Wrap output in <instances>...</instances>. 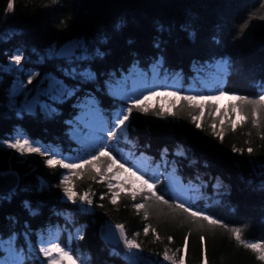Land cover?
I'll use <instances>...</instances> for the list:
<instances>
[{"label": "trees", "instance_id": "1", "mask_svg": "<svg viewBox=\"0 0 264 264\" xmlns=\"http://www.w3.org/2000/svg\"><path fill=\"white\" fill-rule=\"evenodd\" d=\"M7 4L8 0H0V34L9 31L0 37V141L19 132L45 152L64 145L83 160L72 168H64L60 160L49 165L47 155L16 156L13 149L0 143V170L12 168L20 174L17 189L0 198V258L10 246L7 234L15 232L14 247L23 251L24 264H47L39 252L40 241L53 238H58L61 246L67 245L73 257H79L76 264H169L164 262L165 253L169 261L178 264L183 250L184 264H264L228 230L238 228L244 241L264 244V121L257 128L251 119L242 121L229 107L236 95L255 97L264 88V20L260 19L264 17V0H13V9L5 13ZM245 20L248 27L237 36ZM98 32L106 34V39L94 45L103 55L85 67L99 70L100 75L98 83L85 87L84 92L92 93L97 101L103 98L97 106L108 120L120 102L112 101L100 88L109 79L107 74H114L112 83L134 68L147 71L148 65L161 73L181 72L183 95L197 97L196 103L204 105L193 108L180 94L167 91L159 92L154 101L146 97L140 100L146 111L134 108L126 135L109 142L105 151L125 168L140 158L147 169L137 176L146 172L160 180L154 185L158 194L166 199L177 197L186 207L204 211L228 228L193 220L189 214L166 206L150 207L145 216V210L133 207L144 198L133 199L123 190L113 202L105 181L93 178L99 165L84 164L88 159L85 151L73 150L74 145L67 142L78 126L79 105L87 104L83 94L53 105L57 112L51 116L40 111L27 115L10 105L12 74L2 69L10 52L21 50L28 60L26 66L45 74L58 68L55 60L42 59L48 46L71 37L91 41ZM222 57L227 58V67ZM216 61L223 64L222 69L213 82L202 87L199 81L209 80ZM191 81L195 92L187 89ZM93 87L98 91L93 92ZM208 96L214 99L209 101ZM193 117L201 127L193 123ZM116 144L129 158L118 155ZM233 146L243 151L233 152ZM164 147L169 150L166 161L160 159ZM177 148H182L184 155H174ZM166 173L189 186L186 197L169 187ZM63 176H68L64 186L77 193L74 201L65 198L60 185ZM119 180L125 182L124 188L139 187V181L123 170ZM111 182L115 189L117 180ZM83 193L91 195V205L78 199ZM107 221L124 226L128 238L139 245L135 247L137 256L126 257L106 248L97 229ZM48 229L57 232L41 239ZM53 264L73 261L62 257Z\"/></svg>", "mask_w": 264, "mask_h": 264}, {"label": "snow or ice", "instance_id": "2", "mask_svg": "<svg viewBox=\"0 0 264 264\" xmlns=\"http://www.w3.org/2000/svg\"><path fill=\"white\" fill-rule=\"evenodd\" d=\"M13 9V0H8V4L4 9L5 13L10 12ZM264 20V17H260ZM248 20H245L244 24L240 26V32L237 33V36L243 34L244 30L248 27ZM63 24V21H61ZM106 39V34L103 32H98L91 41L89 40H77L71 47L60 46L59 50L55 46H51L43 54L42 59L44 60H55L58 64V68H54L51 72H46L42 77L35 71L27 73V81L23 83L32 84L34 78L37 79V83L33 85V90L35 91V96L33 97L34 104L30 106L27 111H34L37 108L40 112H43L47 116L54 115L57 112V108L53 105H58L62 102H65L68 97L77 96L78 93L83 94L87 97L90 103H94V106L103 102V98L100 101H96L95 96L92 93H85L84 88L95 85L98 83V77L100 75L99 70L92 72L88 67H85L92 59L96 56H102L103 53L99 51L98 48H95L94 45L101 40ZM215 39V38H214ZM235 39V37H234ZM219 43V41H217ZM25 59L23 53L14 52L7 55V60L9 62L8 67H14L16 71H23L24 65L22 61ZM224 66L227 67V58L222 57ZM160 60L155 61V65H159ZM152 67V65L146 66ZM4 70H7L5 68ZM109 79L105 80L103 84L100 85L101 89L105 90V96L111 97L112 101H115L117 97L119 98L120 106L113 108L112 115L109 120L106 122L105 126H101L97 130L98 140L94 144L86 145L88 151L86 155L88 159L83 161L84 164L91 167L99 165V167L94 172L93 178L99 176L101 180H104L108 185V190L110 199L115 202L116 198L121 194L123 190L125 195H130L133 199H136L137 196H142L144 198L143 203H136L133 205L137 210H145V216L148 215L147 209L150 207L159 208L166 206L173 211H179L182 213H187L193 220L208 221L211 225H219L224 228H228V225L223 224L220 220L214 219L212 216L205 214L204 211H193L191 207H186L185 202L177 197L166 199L164 194H158V191L154 188V185H159L160 180L156 179L155 176H147L145 172L142 175L137 176V172L140 171L137 168L136 171H133L131 167L125 168L124 163H120L115 159L112 154L108 151H105V148L109 147V142H115L119 136L125 131L127 124L130 120V114L133 112V109L136 108L141 112H145L146 109L140 103V100L136 99L137 93L133 92L131 95L127 91H124L122 94L118 92L108 91L109 83L111 77L114 75L112 73L107 74ZM21 91H27L23 87V84L20 85ZM126 87V81H125ZM150 88H154L157 91L160 88L167 90L168 85L165 84H148L145 79L140 86V91L145 94L148 93ZM93 92L98 91L95 87L92 89ZM212 91H216L218 95H222L223 92L219 91L217 88H213ZM261 95L259 96H249V95H236L235 103L229 105V107L241 115V120L251 119V123L255 127H259L260 123L264 121V88L261 90ZM174 95L180 94L182 100L188 101L189 105L193 108L199 109L204 105L196 103L197 97L192 95H183V90H180L178 93H173ZM142 99V97H141ZM207 100L211 101L214 99L212 96H208ZM126 102L127 106H123ZM76 107V106H73ZM207 107H213L212 104H208ZM175 113H173L174 115ZM223 114V113H221ZM155 115L161 116L164 115L163 112H156ZM69 124L72 122L69 121ZM193 123H196L195 117H193ZM239 123V122H237ZM196 126L199 128L201 125L196 123ZM236 125L233 124V127ZM106 133V139H105ZM216 134L215 132L213 133ZM221 136L223 133L220 134ZM264 135V134H262ZM4 146L10 149H14L21 154L24 153H42L40 147L32 146L33 142L28 139H4L0 141ZM233 152H242V149H238L235 146L232 148ZM248 153H252V148L247 149ZM95 153L94 155L92 153ZM169 150L167 147H164L160 151V159H167ZM174 155L182 156L184 152L182 148H177L174 150ZM55 156L51 159L46 160V163L51 165ZM61 163H63L61 161ZM64 168H72L70 164H63ZM79 169H77L78 171ZM121 170L127 172L130 177H135L139 181V187L134 188H124V181L119 180V175ZM147 176V178H145ZM68 179V176H63L60 181L63 193L67 200L74 201L77 197V193L74 192L70 187L64 186L65 181ZM117 180L115 189L112 185V180ZM166 182L167 181V178ZM151 181V183H150ZM78 199L81 203H87L91 205L93 203L92 197L89 193H83L78 196ZM102 206V205H101ZM116 229L121 233V236L124 238L125 245L128 247H136L139 245L134 241L127 239L124 234L123 226L117 224ZM232 233L233 237L240 243L243 244L246 248L252 249L256 252L258 259L264 260V244H261L259 241L256 243H249L242 239L241 231L238 228H228ZM144 231L148 232L149 228L147 225L144 227ZM155 234V230H153ZM27 237L28 233H24ZM15 232H10L7 234V240L10 244L9 248L5 250V253L2 258H0V264H24L23 256L24 253L22 250L17 251L14 247L13 238L16 237ZM0 238H3V235L0 234ZM82 238V237H81ZM171 239V237H169ZM187 239V237H186ZM56 242H50L41 240L40 243L43 245L40 247L39 252L46 258L47 264H53L54 260H61L62 257H67L69 260L73 261V264H76L78 256L73 257L72 250L67 246H61V243L58 241V238H53ZM203 241V237H201ZM167 253H165V259H168ZM175 264V262H174ZM180 264H183V257L180 258Z\"/></svg>", "mask_w": 264, "mask_h": 264}, {"label": "rangeland", "instance_id": "3", "mask_svg": "<svg viewBox=\"0 0 264 264\" xmlns=\"http://www.w3.org/2000/svg\"><path fill=\"white\" fill-rule=\"evenodd\" d=\"M5 34L6 35L0 34V37L4 38V36H7L9 34V31H6ZM51 46L57 47L55 44L54 45L52 44ZM51 46H48L46 48V50L49 49ZM46 50H45V52H46ZM14 52L22 53L21 50H16V51L10 52V54L14 53ZM22 63L24 65L23 71L22 72L16 71L14 69V67H8L9 62H8L7 56H6V62L2 66L3 70L5 68H7V70H5V71L12 74V83H11L10 92H9V97H10L9 103L11 106L14 107V109L16 111L17 110H23L22 104L27 100L29 95H35V91L33 90V85H35L37 83L36 78L33 79L32 84L23 83V82L27 81V73L33 71V69L30 66H28V67L26 66V64H28V60L26 58L22 61ZM216 66H217V68H219L218 63H216ZM35 72H37L39 74V71H35ZM39 75L42 77L44 74H39ZM145 79L147 80L148 84H161L162 83V84L168 85V87H170V88H167V90L171 91L172 93H178L180 91V89H179L180 85H182L181 81H180V75L179 74H175L170 79H167V80H165V78H160L159 76H157L155 74H152L150 77L139 74L138 76H131L130 78H125L122 76L121 83L113 84L108 89V91L118 92L121 94L124 91H127L129 93V95H131L133 92H135V93H137L136 99H141V97L144 98L146 96L150 100L154 101L156 96H157L156 89L150 88L148 90L147 94L140 91V86H142V82ZM125 81H126V87H125ZM21 84H23V87L26 88L27 91H21V87H20ZM190 88H192V85H190ZM159 90L163 91L164 89L160 88ZM68 98H70V97H68ZM93 104L94 103H90V105L85 106L86 109H83V111H80L78 116H77L79 118V123L81 126L78 128V134L74 138L80 143V145H83L84 147H86V145L94 144L95 141L99 139V137L97 135V130L101 126H105L106 122H107L105 120L104 116L102 115V113ZM37 111H39V109ZM83 128H84V130H83ZM123 134L126 135V129L123 132ZM17 138H19L21 140L28 139L26 136H24L23 134H20L19 132L17 134L11 135L7 139H17ZM68 143L70 145H72L71 140H68ZM1 146H4V145H1ZM32 146L40 147L39 145H37L34 142H33ZM4 147H6V146H4ZM77 150L80 151L81 148L79 147ZM14 152H16V156L22 155L20 152H17L16 150H14ZM42 153H46L43 155H47L45 160L51 159L53 156H55V159L53 160V162L60 160V163H61V161L63 162V163H61L62 165L63 164H70V165L74 166L80 162V160L77 159L76 156H73V155H70L67 153H63L60 157H58L52 151L51 152H49V151L45 152L44 149H42ZM146 166L147 165L144 162L135 161V164H134L135 168L133 169V171H136L137 168L145 169ZM166 178L168 181H170V183L168 182L170 187L173 190H175L177 193H179L180 196L186 197L188 195L187 190L189 189V186L184 185L181 182L179 177L167 174ZM12 193L13 192H9V193L4 194V195L0 194V198L7 197L8 195H11ZM137 253L138 252H137L135 247H131V248L129 247V252L125 253L124 256H126V257H128L129 255L137 256ZM183 255L184 254L182 251L181 257H183ZM164 262L169 263V264H174L173 261H169V258L165 259ZM178 264H180V261L178 262ZM183 264H184V261H183Z\"/></svg>", "mask_w": 264, "mask_h": 264}, {"label": "water", "instance_id": "4", "mask_svg": "<svg viewBox=\"0 0 264 264\" xmlns=\"http://www.w3.org/2000/svg\"><path fill=\"white\" fill-rule=\"evenodd\" d=\"M77 40H85L79 39L78 37H71L63 40L59 45H57L56 49L59 50L60 46L71 47ZM35 95H29L27 100L22 104V108L24 113L27 115H33L36 111H27V109L34 104L33 97ZM20 174L16 169L6 168L0 170V194L4 195L9 192H12L17 189L19 185ZM117 224L112 221H107L101 223L98 226L97 234L100 240L104 243L106 248L109 250H114L117 254L123 255L129 252V247L125 245L124 238L121 236V233L116 229ZM124 234L128 238L126 230L123 226ZM183 250V254H184ZM184 261V256H183ZM205 263V261H204Z\"/></svg>", "mask_w": 264, "mask_h": 264}]
</instances>
